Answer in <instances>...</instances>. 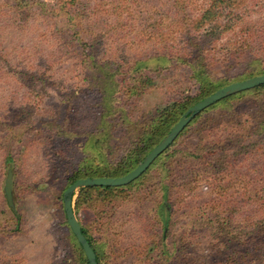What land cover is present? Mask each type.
Masks as SVG:
<instances>
[{
  "label": "rangeland",
  "instance_id": "1",
  "mask_svg": "<svg viewBox=\"0 0 264 264\" xmlns=\"http://www.w3.org/2000/svg\"><path fill=\"white\" fill-rule=\"evenodd\" d=\"M207 1L0 0V264H75L61 216L67 175L83 160L116 166L142 124L188 94V73L173 58L186 53L180 35L191 31ZM229 4L258 31L243 55L249 61L264 45V0ZM217 24L190 36L210 60L208 76L228 79L235 67L220 62L213 45L218 36L232 43L238 27ZM259 56L264 62L263 51ZM162 57L169 62L157 67ZM104 98L110 109L103 111ZM233 103L204 113L197 131L178 141L175 157L189 178L162 158L127 199L83 214L106 224L97 238L112 250L107 264H264V231L245 243L233 237L250 224L264 230V141L248 144L249 102ZM92 138L99 151L91 150ZM7 170L18 231L3 196ZM160 179L168 189L158 188Z\"/></svg>",
  "mask_w": 264,
  "mask_h": 264
},
{
  "label": "trees",
  "instance_id": "2",
  "mask_svg": "<svg viewBox=\"0 0 264 264\" xmlns=\"http://www.w3.org/2000/svg\"><path fill=\"white\" fill-rule=\"evenodd\" d=\"M209 1V5L207 6L206 4V10L197 15L195 20L191 22L190 29L191 31L193 30L192 32H195L198 29H201L209 24L217 25V27H219V25L217 24L219 23V21H221L224 26H227V22H231L232 25L236 24V26L233 27H238V30L236 32L237 34L235 35V38H233V41L231 40L232 43H230V40H227V42L221 44L219 43L220 38L218 36L216 39V44L213 45V48L217 47L220 50L219 61L222 63H227V65L230 62L231 67H235L232 71L233 74H231L232 77H229L228 79H214L211 78L210 75L208 76V72L206 71L207 66L204 65V63L206 62L209 66L210 60H205L204 58H202V54L204 53L203 50H198L196 52V41L190 36L191 31H189L188 33H181L180 37L181 41L186 45V53L182 56L174 57L173 63H175V68L184 70L188 73V78L190 79L188 94L183 97L177 95L174 101H172L166 107L158 110L153 117H150L149 120L142 124L141 131L135 137V141L133 142L132 146H130V148L127 150V153L120 159L119 163H117L116 166L110 167L107 164L105 167H102L98 166V164H93V160H83L76 169L72 170L67 175L65 179V185L63 187L64 190L67 188V186H69L77 179L116 178L125 175L140 163L143 157L153 147H155V145L168 133L172 125L192 105L209 96L216 90L223 88L229 84L264 75V68H260V64L262 65L264 62L259 61L260 56L255 57V53L261 51H263L264 53L263 43L258 44L259 46L254 48V51L252 52L253 57H251V60L246 61L244 60L243 56L244 54L253 50L252 47L247 44V42L250 41V39L254 40L258 35V31L255 32L251 28H248L246 25H244L242 18L243 13L237 14V16L234 14L233 16V8H231L229 0H208L207 2ZM233 20L237 22L234 23ZM193 23L194 25H192ZM155 61L161 62V64L157 66L160 67L166 65L169 62V59L162 57L161 60ZM134 65L137 67H142L145 66V62H136ZM243 99H246L249 102V107L247 108V114L245 116L246 119L243 122L247 125L246 137L248 139V144L251 142L252 144L260 147L261 141H264V85L226 97L198 113L181 130V132L176 136L173 142L155 158V160L136 180H134L130 184L115 188L85 187L77 191L73 203V213L80 226L81 234L84 236L85 240L94 253L96 264H107L112 253L111 248H106V245L103 244L99 240V238H97L101 233L104 232L106 224L100 217H96V219L90 222H88L87 220L84 221L83 214H86L90 211H97L98 208L101 211H105V209H107L109 206L120 203L121 201L127 199L129 189H131L134 185H137L141 180L146 183L148 182V180H150V173L153 172V169L158 170V167L160 168V159L162 158H164L165 160L163 161V163H166L167 161L168 164L166 165L172 166V170L175 169L178 175L182 174L181 179L189 178L188 175L190 176V174L185 171L182 163H180L179 157L181 155L175 157L176 145L178 141L186 137L187 131L189 132L191 130L193 131V133L194 131H197L196 129H192V127L199 122L200 117L204 113H207L208 111L216 107L228 109L229 103L235 102L233 103V106H235L236 103L242 101ZM103 100L104 102L102 103L104 104V106L102 110L104 111L106 109H110V106L108 105V98H104ZM101 130L102 132H106L107 130L105 126H103V122L101 125ZM101 136L102 139L103 136L106 137L103 134ZM252 137H256V139L251 140ZM92 141H95L94 138H92V140L89 142L91 143V147L89 146L91 150H94V152H96V150L99 151L100 144L98 142ZM202 149H204V146L202 147ZM252 152L253 151H251V153ZM184 153L188 156L187 152ZM94 155L98 158L96 154ZM175 178H173V182H175ZM158 188L163 191L166 188L168 189V185L163 184L160 179ZM3 196L5 199L4 192ZM6 208L8 209L10 216L8 220L12 223L13 226L12 231H18L19 218L14 212V205L11 209L6 202ZM61 216L63 224L66 226L69 236L74 243L75 264H87L79 245L77 244L75 238L66 225L62 211ZM165 217L163 216V218ZM250 225V230L239 233L236 237L232 235L237 242L245 243V241H251L253 238L259 239V235H261L264 230L261 227L256 228L257 226H254L253 224ZM165 228L166 227L164 225L161 227L158 237L159 240L156 239L158 240L159 244H162L165 239ZM227 236L230 235L228 234ZM160 249V257L166 258V253L162 251V248Z\"/></svg>",
  "mask_w": 264,
  "mask_h": 264
},
{
  "label": "water",
  "instance_id": "3",
  "mask_svg": "<svg viewBox=\"0 0 264 264\" xmlns=\"http://www.w3.org/2000/svg\"><path fill=\"white\" fill-rule=\"evenodd\" d=\"M264 85V75L256 76L247 80L229 84L223 88H220L210 94L209 96L198 101L172 125L168 133L153 147L140 161V163L131 171L121 177L116 178H83L77 179L72 182L62 192L61 205L64 219L68 229L75 238L79 245L87 264H96L95 256L91 250L89 244L81 234L80 226L73 213V202L76 197L77 191L85 187H122L130 184L136 180L155 160V158L161 154L181 132V130L201 111L213 105L214 103L232 96L234 94L247 91L258 86ZM11 189V171L7 170L3 184V192L5 200L8 206L12 209L13 204L10 196Z\"/></svg>",
  "mask_w": 264,
  "mask_h": 264
}]
</instances>
